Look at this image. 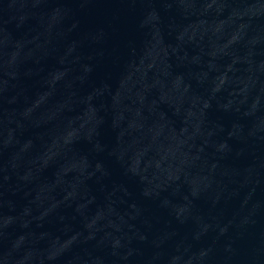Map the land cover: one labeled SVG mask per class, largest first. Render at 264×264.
Segmentation results:
<instances>
[{"label":"water","instance_id":"1","mask_svg":"<svg viewBox=\"0 0 264 264\" xmlns=\"http://www.w3.org/2000/svg\"><path fill=\"white\" fill-rule=\"evenodd\" d=\"M0 264H264V0H0Z\"/></svg>","mask_w":264,"mask_h":264}]
</instances>
